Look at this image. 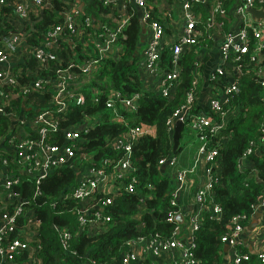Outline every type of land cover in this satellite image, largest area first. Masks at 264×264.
Returning <instances> with one entry per match:
<instances>
[{
    "label": "built area",
    "instance_id": "built-area-1",
    "mask_svg": "<svg viewBox=\"0 0 264 264\" xmlns=\"http://www.w3.org/2000/svg\"><path fill=\"white\" fill-rule=\"evenodd\" d=\"M65 1L67 4L58 10L62 20L50 23L44 31L33 26V20L35 17H42L45 7L54 8V0H0V6H12L13 13L9 17L14 25V28L0 39V117L10 116L12 122L19 127L15 137L9 140L0 137V166L7 169L3 182L6 201L15 202L12 211L8 209L7 202L0 205V264L7 260L13 261V252L20 250L28 253L24 264L42 262L37 253L41 245L33 242L38 234L33 225L38 224L40 219L31 213L27 215L25 223L20 224L17 220V217L25 212L26 203H29V199L21 198L14 188L21 182V176L27 175L34 179L37 187L35 195H41L40 184L51 171L65 165L75 167L78 181L62 197L77 202L76 233L85 231L94 235L103 231L114 219L113 215L107 212V207L124 192H137L140 177L137 174L139 168L136 165L133 144L142 134L154 133V128L146 124L131 127L124 135L112 141L113 147L118 149V153L120 151L119 155L116 158H106L101 165H97L82 146L86 141L84 132L97 124V113L86 114L84 121L77 127L67 128L60 125V118H64V113L72 104L83 105L87 101L86 95L79 89L80 82L89 80L95 74L102 59L109 56L114 58L121 54L120 37L126 35L124 30L131 18L129 5L138 9L141 22L145 23L144 30L150 34L141 65L157 80L152 89L167 97L172 95L179 84L182 72L180 60L185 48L191 45L209 48L207 39L222 35L220 60L207 78L214 86L215 82L220 83L223 77L227 81L210 97L207 103L209 109H193L198 99L199 81L202 76V71L199 70L202 59L197 57V71L195 70L192 85L187 91L186 100L167 119L170 131H174L176 120L181 119L184 125L188 126L190 133L199 138V144L188 165L178 167L176 154L159 160V165L165 164L174 177L170 206L167 209V220L177 222L173 232L166 235L157 230L130 238L129 248L122 256L124 264L147 258H151V264H202L193 251L196 245L195 233L201 225V216L205 210L211 211L215 217H221L223 213L221 203L215 201L213 196V187L221 181L217 161L219 140L216 137H219L226 126L229 104L241 91L246 54L258 63L256 79L264 87V20L253 19L248 11L250 6L264 7V0H179L171 9H158V12H165L172 20L176 31L170 34L166 33L165 24L154 17L155 3L150 0H102L104 5L110 7V11L101 13V18L105 20L97 19V16L87 9L88 2L93 0ZM200 6H204V9ZM203 10L207 13L206 19ZM170 11L176 12L177 16H172ZM38 32H42V38L35 43L30 37ZM60 42L72 47L75 56L78 55L79 43L91 46L92 51L87 52L89 56L81 57V60L72 57L67 64L60 63L55 69L56 76H38L28 67L26 73L35 76L28 81H21L23 68L18 63L25 57L26 50L29 49L44 65L48 64L51 48L61 46ZM167 45H170L172 51L168 63H164L162 51ZM82 51L86 52V49ZM48 85L53 87L50 107L39 110L33 120L8 109L16 96L44 91ZM102 90L95 88L92 95L94 103L100 101ZM141 95V91L127 93L111 86L105 98L107 107L113 112L111 118L123 119L119 108L136 109ZM26 126L32 127V130L26 129ZM262 127L261 141L264 144V121ZM58 129L63 135L62 142L51 139V132ZM35 132L37 134L33 135ZM4 143L7 147L3 146ZM255 144L251 141L238 159L237 165L241 170L250 166L252 176L260 179L255 163L247 162L248 156L258 148L254 147ZM6 149L14 151L13 160L18 166V173L9 171V160L3 156ZM261 155L264 159V150ZM202 175L204 179L201 184L197 183L199 188L195 192L193 210L187 212L181 205L182 194L186 187H191L197 177ZM147 185L153 186L151 182ZM150 196L153 197V194H143L140 201L145 203ZM177 204L180 205L179 208L173 207ZM252 206L250 216L234 215L231 219V230L222 236L225 249L227 246L230 250L228 263L238 264L244 259H249L251 253L264 261V247L257 251L243 249L246 240L241 234L246 228V223L256 215L258 208L264 212V198L259 197ZM142 212L143 210H139L135 217L140 219ZM179 213L185 215L184 224L176 219ZM56 228L59 230L64 249H69L73 232L67 226ZM17 230L24 236L9 239L12 232ZM84 264H89V261Z\"/></svg>",
    "mask_w": 264,
    "mask_h": 264
},
{
    "label": "trees",
    "instance_id": "trees-1",
    "mask_svg": "<svg viewBox=\"0 0 264 264\" xmlns=\"http://www.w3.org/2000/svg\"><path fill=\"white\" fill-rule=\"evenodd\" d=\"M150 1L155 3L157 0ZM54 2V8L47 6L43 9L42 17L34 18L33 26L45 31L50 23H58L62 20L58 10L67 3L65 0H54ZM129 7L131 18L124 30L126 35L120 37L121 54L114 58L109 56L102 59L95 74L89 80L80 82L81 88L79 89L84 92L87 101L83 105L72 104L64 113V118H60V125L67 128L77 127L84 121L86 114L97 113V124L84 132L86 141L82 143L89 158H93L92 160L97 165H101L106 158H116L119 155L120 151L118 153V149L113 147L112 141L124 135L131 127L146 124L154 128V133L142 134L133 144L134 157L139 168L137 174L140 177L137 192H124L107 207V212L111 213L114 219L103 231L94 235L85 231L76 233L78 228L77 202L62 197L78 181L75 167L65 165L51 171L40 184L41 195H35L37 187L34 179L27 175L21 176V182L17 183L14 188L21 198L29 199V203H26L25 212L20 214L17 220L23 224L27 215L31 213L40 219L38 224L33 225V228L38 230L33 242L41 245L37 249V253L42 259L41 264H84L87 261L89 264H124L122 256L129 248L128 240L130 238L150 234L157 230L162 234L171 235L177 223L167 220V209L170 206V192L173 188L174 177L165 164L159 165V160L162 157L179 153L184 147L182 137L187 130L186 125L183 129L180 147L174 152V131L168 129L167 119L186 100L187 91L192 85L197 71L195 61L197 57H201L202 65L199 70L202 71L209 59L210 47L191 45L185 48L180 60L182 72L177 89L172 92V97L164 96L152 89L157 83L155 76L150 78L152 87H147L144 83L146 77L142 72L140 61V54L146 43L144 28L138 9L131 5ZM200 8L204 9V6H200ZM87 9L92 11L97 19L102 20L105 18H101L103 15L101 13L110 11V7L104 5L102 0L88 2ZM12 13V6H0V39L14 28L9 17ZM153 13L154 17L165 24L167 34L174 31L169 15L167 16L168 21H164L156 5ZM41 38L42 32H38L33 34L30 40L36 43ZM207 41L210 44L212 39L209 38ZM60 43L61 46L51 48L48 64L44 65L27 49L24 53L25 57L18 63L23 68L20 75L21 81H28L35 74L38 76L54 75L55 69L60 63L67 64L72 57L81 60V57L89 56L86 54L87 52L92 51L91 46L79 43L77 57L72 47L64 42ZM83 49H86V52H83ZM171 51L170 45L163 49L164 63H168ZM243 66L244 76L241 91L234 96L229 104L230 111L226 126L218 135L219 137H216L219 140L217 142L219 146L217 161L221 181L213 187V196L215 201L221 203L223 213L221 217H215L211 211L205 210L201 216V225L195 233L196 245L193 251L202 264H236L228 263L226 260V249L222 236L231 230V219L234 215L248 214L250 216L253 211V203L259 197L264 198V159L261 155L264 148L261 141L262 122L264 121V87L256 79L258 63L252 61L248 54L245 55ZM28 67L35 74H27ZM226 81L225 77L221 78L220 83L215 82V87L210 82L212 90L217 91ZM111 86L127 93L142 92L136 109L119 108L124 116L123 119L111 118L113 112L105 103L106 94ZM96 87L103 90L100 101L94 103L92 95ZM52 94L53 87L51 85H48L44 91L20 94L12 100L8 109L33 120L39 110L46 106L50 107ZM207 105L197 99L193 109L194 111L208 110ZM16 128L17 125L12 122L10 116L2 115L0 117V137H6V140L15 137ZM25 128L32 130L30 126ZM187 132L191 139L195 138V134H191L189 130ZM36 134L37 132L33 133V135ZM51 134L52 140L63 141L60 129L53 130ZM251 141H254L256 143L254 147L258 148L248 156L247 162L255 163L260 179L252 176L250 166L241 170L237 165L238 159L249 147ZM3 146L7 147L5 143ZM3 146L1 147L3 148ZM4 153L6 154L3 156L9 160V171L18 173V166L13 160L14 151L6 149ZM76 163L78 164L79 160ZM149 182L153 184L152 187H148ZM150 193L153 194V197H148L146 202L142 203L140 196ZM6 202L5 200L4 203ZM7 203L9 204L8 209L12 211L15 202L8 200ZM179 206L177 204L173 207L179 208ZM139 210H143L142 217L137 219L135 215ZM56 226H67L73 232L69 249H64ZM15 236L22 237L24 235L17 230L12 232L9 239ZM243 249L244 251L248 250L246 247ZM27 254L23 250L13 252L14 260H7L4 264H16L17 262L24 264ZM90 260L95 262L92 263ZM128 264H151V258L133 260ZM238 264H264V261L256 254L251 253L249 259H244Z\"/></svg>",
    "mask_w": 264,
    "mask_h": 264
},
{
    "label": "crops",
    "instance_id": "crops-1",
    "mask_svg": "<svg viewBox=\"0 0 264 264\" xmlns=\"http://www.w3.org/2000/svg\"><path fill=\"white\" fill-rule=\"evenodd\" d=\"M164 1H165L164 2L165 7H166L165 10H168V9H171L172 6H174L176 3H178L179 0H164ZM116 2H117V0H116ZM161 10H163V9H161ZM203 13H204L203 15L205 16L204 19H206V16H207L206 11L203 10ZM170 14L175 17L176 12L170 11ZM160 15L163 17L164 21H166V22L168 21L167 20L168 17L165 14V12L160 13ZM170 23L172 24V20ZM174 30L176 31V29H174ZM145 32H147V31L144 30V39L146 38ZM147 42H148V40H147ZM221 42H222V35H216V36H214V39H212V41H210V44H209V47H210L209 48L210 49L209 59L206 63L205 68H203V70H202V73H201L202 76H201L200 83H199L200 87H198V99H200L201 102H203V103H208L210 97L213 96L217 92V91L212 90L211 85H210L211 83L209 82V79L207 78V76L210 74V72L212 71L214 66L220 60V51L219 50H220ZM146 46H147V43H145L144 47L142 48V52L140 54L141 63L144 59L143 52H144V49L146 48ZM141 69H142L143 74L146 77V81H144V83L147 85V87H152L151 86V79H150L151 77L153 78L152 73L148 69H146L145 67H142ZM18 129H19V127L16 128V131ZM194 136H195V138H192L194 140L191 139V136H188V138H186V140L183 142L184 147L182 148V150L179 153L176 154L178 156V163H177L178 167H184L191 162L192 154L196 150V148L199 144L198 136L197 135H194ZM263 150H264V148H263ZM6 171H7L6 168H3L0 166V205H1V203H3L7 199L6 194H5V190L3 187V182H4V178H5L4 172H6ZM203 179H204L203 175L201 177L198 176L196 182L191 187H186V189L184 190L180 201H181L182 208L185 211L190 212L193 210L194 203H195V192L199 188L197 183L201 184ZM241 237L245 238V240H246L245 247L248 249L257 251L258 249L264 247V212L261 208H258L256 215H254L252 217V219H250L246 223V228L242 232ZM229 251H230L229 248L226 246L225 256L228 257V258H226V260L229 259V256H228Z\"/></svg>",
    "mask_w": 264,
    "mask_h": 264
},
{
    "label": "water",
    "instance_id": "water-1",
    "mask_svg": "<svg viewBox=\"0 0 264 264\" xmlns=\"http://www.w3.org/2000/svg\"><path fill=\"white\" fill-rule=\"evenodd\" d=\"M248 11L250 12L251 16L255 20H264V7H254L250 6L248 8ZM142 27H145V23L141 22ZM262 58L263 55H260ZM184 121L181 119H177L175 122L174 132H173V151L176 152L181 144V137L184 129ZM176 219L179 221V223L184 224L185 222V215L183 213H179L176 215ZM227 258V256H225Z\"/></svg>",
    "mask_w": 264,
    "mask_h": 264
},
{
    "label": "rangeland",
    "instance_id": "rangeland-1",
    "mask_svg": "<svg viewBox=\"0 0 264 264\" xmlns=\"http://www.w3.org/2000/svg\"><path fill=\"white\" fill-rule=\"evenodd\" d=\"M164 0H157L156 2H155V5H157L158 6V8L159 9H163V10H165L166 9V7H165V4H164ZM145 36H146V38H145V41H146V43H147V40L149 39V37H150V34L148 33V31L147 32H145ZM186 131L183 133V137H182V142H184L185 140H186V138H188V126L186 127ZM192 140H194V139H192Z\"/></svg>",
    "mask_w": 264,
    "mask_h": 264
}]
</instances>
